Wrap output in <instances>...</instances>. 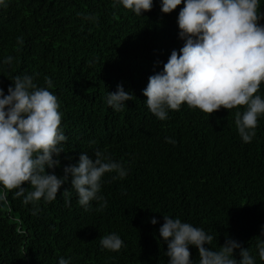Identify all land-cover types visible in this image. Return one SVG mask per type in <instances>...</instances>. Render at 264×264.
I'll list each match as a JSON object with an SVG mask.
<instances>
[{"label": "trees", "instance_id": "trees-1", "mask_svg": "<svg viewBox=\"0 0 264 264\" xmlns=\"http://www.w3.org/2000/svg\"><path fill=\"white\" fill-rule=\"evenodd\" d=\"M182 7L164 14L154 0L151 11L137 16L116 0H0V87L7 95L16 76L29 75L61 105L68 141L55 174L96 150L128 172L123 179L105 174L100 195L107 205L93 201L87 210L70 183L61 188H69V203L58 193L52 202L25 205L9 191L0 207V264H58L60 257L71 264H167L158 231L163 215L203 228L216 250L230 236L264 264L257 249L264 238V116L245 143L235 124L238 109L209 115L182 105L160 120L144 102L149 76L183 46ZM9 56L12 63L4 64ZM121 84L136 98L114 111L107 94ZM22 187L32 190L28 182ZM110 233L121 236V250L100 246ZM190 253L198 264V250Z\"/></svg>", "mask_w": 264, "mask_h": 264}, {"label": "clouds", "instance_id": "clouds-1", "mask_svg": "<svg viewBox=\"0 0 264 264\" xmlns=\"http://www.w3.org/2000/svg\"><path fill=\"white\" fill-rule=\"evenodd\" d=\"M137 16L151 11L154 0H116ZM261 0H160L162 13L171 14L178 6V36L184 42L172 50L163 69L149 76L143 95L152 114L166 120L170 110L182 105L212 114L222 107L235 112V124L243 142L256 135L258 119L264 116V10ZM89 20L94 16L86 17ZM22 43L21 38H17ZM13 57L4 59L11 64ZM13 85L0 87V207L8 204L7 194L23 197L22 203L35 204L43 199L52 202L58 193L69 203L70 183L85 210L93 201H107L100 195L103 177L116 173L123 179L127 169L118 161L96 150L90 157L81 152L75 164L63 167V175L55 174L61 166L60 155L68 137L61 127L63 112L58 97L46 87H39L29 75L16 76ZM51 86V81L48 82ZM136 98L123 85L108 92L106 103L120 111ZM240 106H243L242 110ZM167 142L174 143L170 138ZM49 169L53 170L49 172ZM28 182L31 191L22 185ZM35 214V213H34ZM159 236L167 245V264H197L190 248L198 250V264H257L256 257L241 242L227 236L216 250L214 236L203 228L183 222L179 217L163 215ZM158 224L156 218L151 219ZM264 233V226L261 228ZM100 246L117 252L124 241L117 233L99 238ZM259 259L264 261V238L257 242ZM238 255L240 259L236 258ZM58 264H71L60 257Z\"/></svg>", "mask_w": 264, "mask_h": 264}]
</instances>
